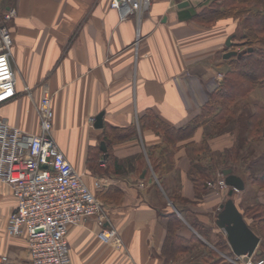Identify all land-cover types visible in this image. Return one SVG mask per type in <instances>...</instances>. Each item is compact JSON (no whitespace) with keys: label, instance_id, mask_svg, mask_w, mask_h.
Masks as SVG:
<instances>
[{"label":"crops","instance_id":"1","mask_svg":"<svg viewBox=\"0 0 264 264\" xmlns=\"http://www.w3.org/2000/svg\"><path fill=\"white\" fill-rule=\"evenodd\" d=\"M10 1L6 8L16 14L6 26L13 38L17 94L0 105V115L28 133L38 132L37 106L48 89L54 137L103 200L107 224L118 232L111 242L100 239L96 216L71 224V263L203 262L201 254L187 252V241L195 234L220 253L221 263L243 264V256L234 253L216 223L230 187L207 183L197 195L192 179L194 164L216 168L225 177V153L240 135L225 132L205 138L206 128L199 126L170 140L163 127L182 128L201 112L212 79L216 81L218 57L232 48L226 41L234 35L237 20L201 22L196 15L210 0H152L143 15L125 18L111 7V0ZM101 111L104 126L96 127ZM165 147L172 151L173 168L166 170L163 163L160 172V162L167 158L160 161L159 152ZM238 167L232 164L245 188L231 196L261 237L262 255L255 257L264 258V234L244 214L246 206L264 202V187L250 186L248 172ZM101 177L107 183L98 189L94 181ZM16 206L11 187L0 180V252L12 264H31L27 236L13 235L7 228ZM192 222L210 229L211 242Z\"/></svg>","mask_w":264,"mask_h":264},{"label":"built area","instance_id":"2","mask_svg":"<svg viewBox=\"0 0 264 264\" xmlns=\"http://www.w3.org/2000/svg\"><path fill=\"white\" fill-rule=\"evenodd\" d=\"M110 4L125 18L143 15L150 9L152 0H111ZM14 14L15 9H9L5 18ZM12 51L10 30L0 24V105L17 94ZM222 77L223 73L218 72L213 86L218 85ZM37 111L40 121L36 133H28L0 115V180L11 187L17 198L7 228L13 235L27 236L31 264H72L68 239L71 224L83 223L96 216L100 239L111 242L118 232L107 224L103 200L54 137L52 94L48 89L43 90ZM101 164H105L104 159ZM94 182L98 189L107 183L102 177ZM218 186L229 188L224 177L218 180ZM0 264H12L8 254L0 252ZM243 264H264V258L252 255L248 260L243 258Z\"/></svg>","mask_w":264,"mask_h":264},{"label":"trees","instance_id":"3","mask_svg":"<svg viewBox=\"0 0 264 264\" xmlns=\"http://www.w3.org/2000/svg\"><path fill=\"white\" fill-rule=\"evenodd\" d=\"M1 2L3 0H0ZM196 17L203 23H213L225 18L237 20L240 27L235 31L234 36L238 40L237 46L243 49L228 58H223L221 55L218 57L217 65L225 69V74L219 84L209 93L198 116L188 125L179 129L167 125H163V127L167 130L169 138H173L174 135L178 138L183 134L192 133L199 126L206 128L205 138H209L214 133L235 132L237 134L240 131L242 134L243 132L244 136H240L237 144L225 153L227 158L225 165L232 168L233 163L242 159L243 155L240 151L247 147L248 143L251 144L250 142L253 140L264 137V105L257 103L251 105L247 102V105H242V108L249 112L248 117L243 121L240 120L242 112L241 106L238 105V101L240 99L247 100L255 88L264 87V0H210ZM2 22L0 20V24H4ZM240 124L243 127L238 130L237 127H241ZM170 140L172 139L170 138ZM171 152L169 153L166 147L161 148V152H159L160 161L162 156L167 158L166 161L160 162V167L163 163L167 164L166 170L173 168ZM194 165L192 179L198 195L199 191L206 190L208 181L215 182L217 180V172L216 168ZM96 170H100L97 165ZM161 170L163 172L162 167L160 172ZM249 177V183L264 187V169L258 175L253 174ZM244 214L253 219L252 227L254 229L257 228L255 226H258L259 230L264 233V202L257 201L246 206ZM192 225L204 238L209 239L210 229H206L195 222H192ZM187 242L191 244V246L188 245L187 252L192 248H200L201 246L203 250L204 263L199 261L189 264H210V262L223 264L221 263L223 257L220 253L211 248L202 238L194 234ZM216 245L223 251L226 249L223 244L218 243ZM207 254H211V257ZM208 258L210 260L206 261Z\"/></svg>","mask_w":264,"mask_h":264},{"label":"water","instance_id":"4","mask_svg":"<svg viewBox=\"0 0 264 264\" xmlns=\"http://www.w3.org/2000/svg\"><path fill=\"white\" fill-rule=\"evenodd\" d=\"M232 38L233 36L230 35L226 41V44L227 46L233 48L224 53V58H228L239 52L235 49V44L233 43ZM103 117L104 111H101L96 116V127L104 126ZM101 148L104 151L107 150L104 141L101 142ZM223 174L225 175L226 183L230 187V197L221 204L216 223L225 231L226 237L234 253L243 256L244 260H248L252 255L262 254V251L258 248L261 237L249 226L246 219L244 218V215L231 196L234 194V191H240L245 188V182L243 178L233 172V169L230 167L224 168Z\"/></svg>","mask_w":264,"mask_h":264},{"label":"rangeland","instance_id":"5","mask_svg":"<svg viewBox=\"0 0 264 264\" xmlns=\"http://www.w3.org/2000/svg\"><path fill=\"white\" fill-rule=\"evenodd\" d=\"M11 3V1L10 0H3V2H1L0 3V20L1 21H3L2 23H4L5 25L7 24L8 25V21H7V19L5 18V15H6V13L9 11L7 8H6V5H8V4H10ZM5 7V8H4ZM12 9H14V8H12ZM15 14H16V11H15ZM15 14L12 16V17H14L15 16ZM11 17V18H12ZM239 25L236 27V30L237 29H239ZM233 36V38H232V41H233V43L235 44V49L237 50V51H239V50H242L243 48L242 47H240V46H237V39H236V37L234 36V35H232ZM233 48V47H232ZM217 64V63H216ZM223 73V76H224V74H225V69L222 67V66H217V70L215 71V75L217 74V73ZM223 78V77H222ZM211 79H209V81H210ZM212 84H215V81L213 82V79H212V82H211ZM216 86H217V84H216ZM215 85L214 86H212V90L216 87ZM209 96V95H208ZM208 96H207V98H208ZM207 98H206V100H207ZM246 102L247 103H249V104H251V105H253V104H255V103H257V104H260V105H264V87H257V88H255L251 93H250V95H249V97L247 98V100L246 99H240L239 101H238V105H239V107H240V109H241V114H240V120L241 121H243V120H245L247 117H248V115H249V112L245 109V108H242L243 106L242 105H245L246 104ZM247 105V104H246ZM238 123V122H237ZM241 125V127L240 126H238L237 127V129L238 130H240L243 126H242V124H240ZM243 133V132H242ZM237 134H239L240 136L242 135L241 133H240V131L237 133ZM237 136V135H236ZM245 143L247 142V141H244ZM248 143V142H247ZM251 144H249L248 143V148L247 147H245L242 151H240V152H242V155H243V157H242V159L240 160V161H238V162H235L236 164L238 163V165L240 164V167H238V169L239 168H241L242 170L244 169L245 170V172H248V176H247V179L249 178L250 179V177L249 176H253V174H259L260 173V171H262L263 169H264V137L263 138H261V139H258V140H253L252 142H250ZM250 148H252L253 149V151H246V150H248V149H250ZM259 163V164H258ZM262 165L263 167L262 168H260V169H258L257 168V165ZM240 169V170H241ZM218 173H220V172H218ZM217 173V180L214 182V181H208L207 183H209V185H213V184H217L218 185V180L221 178V173L220 174H218ZM225 178V177H224ZM248 179V180H249ZM93 181H94V179H93ZM250 186H254V184H249ZM255 185H257V184H255ZM258 187H260L259 185H257ZM251 189L252 188H250L249 189V192L251 191ZM201 193V192H200ZM251 218V217H250ZM193 219V218H192ZM195 221V220H194ZM264 234V233H263ZM208 238H209V235H208ZM207 241H209V242H211V240H209V239H207ZM192 243V242H191ZM200 249H202V246L200 247V248H195V249H191V251L192 252H197L199 255L201 254H203V252H202V250H200ZM202 252V253H201ZM207 255H209V257H211V254H207ZM212 260H213V258H211ZM210 260V258H208V259H206V261H209ZM215 264V262H210V264Z\"/></svg>","mask_w":264,"mask_h":264}]
</instances>
